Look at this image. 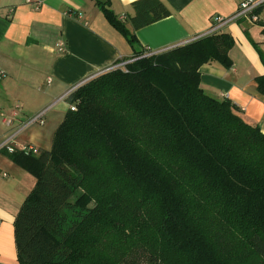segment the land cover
I'll return each instance as SVG.
<instances>
[{"label":"trees","instance_id":"obj_1","mask_svg":"<svg viewBox=\"0 0 264 264\" xmlns=\"http://www.w3.org/2000/svg\"><path fill=\"white\" fill-rule=\"evenodd\" d=\"M131 6L134 29L170 14ZM233 44L216 31L139 51L70 93L49 150L2 149L35 178L13 222L19 264H264V131L200 86L201 65L232 66Z\"/></svg>","mask_w":264,"mask_h":264},{"label":"crops","instance_id":"obj_2","mask_svg":"<svg viewBox=\"0 0 264 264\" xmlns=\"http://www.w3.org/2000/svg\"><path fill=\"white\" fill-rule=\"evenodd\" d=\"M108 1L133 43L106 20L96 0H0V143L46 110L44 122L19 130L12 145L31 147L33 155L49 150L68 110L61 99L68 90L139 51L193 41L211 29L213 16H232L243 0H161L170 14L138 29L129 22L135 0ZM255 13L257 22L240 18L217 31L234 40L232 66L201 65L200 86L209 96L229 100L244 121L264 131V93L256 82L264 75V3ZM34 183V176L0 150V264H19L13 222Z\"/></svg>","mask_w":264,"mask_h":264},{"label":"built area","instance_id":"obj_3","mask_svg":"<svg viewBox=\"0 0 264 264\" xmlns=\"http://www.w3.org/2000/svg\"><path fill=\"white\" fill-rule=\"evenodd\" d=\"M27 2H32L34 0H26ZM264 3V0H243L240 2L236 12L232 15V16H229V17H222V16H213L212 17V26H211V29L205 33L204 35H207V34H210V33H213V32H216L218 31L223 25H225L226 23L228 22H231V21H235V20H238L240 18H247L249 19L251 22H257L258 21V16L257 14L255 13V10ZM202 35V36H204ZM201 37V36H200ZM199 38V37H198ZM197 39V38H196ZM195 40V39H194ZM185 44V43H184ZM175 46H171L169 48H166V49H163V50H158V51H154V50H146V52H144L143 55H141L142 57L144 56H150L152 54H155V53H160L162 51H165V50H168L170 48H173ZM60 50H62L61 46H60ZM141 56H138V57H135L133 58L132 60L130 61H127V62H121V63H118V64H114L110 67H108L107 69H105L104 71L102 72H105V71H110V70H114V69H123L125 70V67L128 63L134 61L135 59L141 57ZM101 72V73H102ZM4 76V73L0 71V78ZM49 81V80H48ZM83 84V83H82ZM81 85V84H80ZM79 85L75 86L74 88L68 90L62 97L61 99L63 100H67L68 96L70 95V93L75 90ZM68 109L71 110V111H75L76 110V105L74 103H70L68 105ZM45 111L46 110H43L35 115H33L32 117H29L28 120L21 125V127H25L31 123H40L42 124L44 122V115H45ZM9 122V121H8ZM15 133L14 134H11L10 136H8L5 140H3L1 143H0V150L2 149H5L7 150L8 152H13L15 150V148L13 146H11L12 142H13V139L15 137ZM21 150L22 151H25V152H33L31 151L32 148L31 147H28V146H22L21 147Z\"/></svg>","mask_w":264,"mask_h":264},{"label":"rangeland","instance_id":"obj_4","mask_svg":"<svg viewBox=\"0 0 264 264\" xmlns=\"http://www.w3.org/2000/svg\"><path fill=\"white\" fill-rule=\"evenodd\" d=\"M165 51H166V50H165ZM65 100H66V99H65ZM68 104H70V103L68 102ZM31 117H32V116H31ZM27 120H28V119H27ZM27 120H26V121H27ZM23 128H24V127H21V126H20V127L17 129V131H15L14 133H15V134L18 133L19 130H21V129H23ZM14 133H13V134H14ZM11 146H13V145L11 144ZM13 147H14V146H13Z\"/></svg>","mask_w":264,"mask_h":264}]
</instances>
